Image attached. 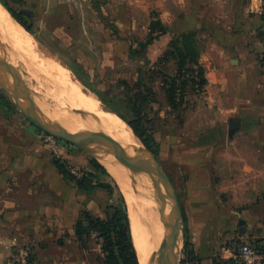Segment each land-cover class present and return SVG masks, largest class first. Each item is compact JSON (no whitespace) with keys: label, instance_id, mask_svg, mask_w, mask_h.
Here are the masks:
<instances>
[{"label":"crops","instance_id":"crops-1","mask_svg":"<svg viewBox=\"0 0 264 264\" xmlns=\"http://www.w3.org/2000/svg\"><path fill=\"white\" fill-rule=\"evenodd\" d=\"M2 1L33 33L84 29L100 20L99 0ZM103 1L102 13L117 28L131 23L136 29L134 12L152 13L143 26L146 36L152 20L161 21L166 32L151 44L160 56L183 33L196 34L208 78L200 142L174 154L187 173L183 214L200 264H233L238 243L264 244V0ZM32 204L0 196V264L19 242L30 245L35 264H71V256L59 254L65 234L61 212L55 204Z\"/></svg>","mask_w":264,"mask_h":264},{"label":"rangeland","instance_id":"rangeland-1","mask_svg":"<svg viewBox=\"0 0 264 264\" xmlns=\"http://www.w3.org/2000/svg\"><path fill=\"white\" fill-rule=\"evenodd\" d=\"M97 2L100 20L92 21L90 27L45 28L40 33L29 32L47 56L68 68L84 89L94 92L105 107L115 109L131 120L140 119L153 133L156 145L149 150L172 179L182 206L187 173L174 154L200 142L198 133L203 129L199 123L204 115L202 105L206 86L197 90L196 85H187L184 104L173 108L169 103L165 77L178 74L176 59L171 56L163 58L167 51L160 56L159 49H153L151 44L143 49L138 43L140 39L146 40L143 26L152 13L134 12L138 25L133 29L131 23H126L125 30L113 26L107 14L102 13L105 2ZM102 15L106 16L105 19ZM109 33L116 34V39L109 37ZM132 47L136 52L131 50ZM0 52L2 78L7 83H17L29 99L36 95L37 108L43 110L38 105L41 102L38 97L45 94L44 83L31 76L21 62L12 67L8 55ZM45 103L49 105L45 109H49L54 102L48 98ZM190 135L195 138L184 139ZM83 148L90 151V146ZM83 148L41 129L0 89V196L22 201L26 207H33L32 202L38 201L40 208L55 204L56 210L64 217L62 222H65V234L60 237L63 247L59 254L71 256V264H105L102 238L92 231L79 237L76 226L87 211L95 217H105L106 207L119 203L121 189L115 179L95 168L94 161L99 160ZM61 166L73 175L88 177L96 185L93 191L80 190L75 180L64 175ZM5 183L8 184L4 187ZM123 196L129 215L134 216ZM170 206L172 208L171 201ZM185 229L183 214L179 264H200L195 248L194 253L184 254Z\"/></svg>","mask_w":264,"mask_h":264},{"label":"bare ground","instance_id":"bare-ground-1","mask_svg":"<svg viewBox=\"0 0 264 264\" xmlns=\"http://www.w3.org/2000/svg\"><path fill=\"white\" fill-rule=\"evenodd\" d=\"M0 51H4L13 62V66H10L14 67L16 63L21 62L31 76L44 83L41 84L46 87L45 94L38 97L41 101L38 105L43 110L37 108L36 95L32 99L36 110L43 118L65 132L89 131L106 135L123 146V155L126 157L154 165L151 154L129 124L117 112L105 107L94 92L85 90L68 68L47 56L30 32L13 18L2 3H0ZM48 98L54 102L51 105L53 108L45 109L49 106L45 103L48 102ZM70 129L73 131H69ZM78 142L82 147L90 146L92 154L108 169L128 200L129 208L134 211L135 215H129V218L139 263L162 264L165 253L171 249L170 230L175 216L172 202V208L170 201L163 205L165 185L162 180L155 179L145 171L128 169L113 152L100 143L84 139ZM178 245L180 248V239ZM176 261L174 256L171 264H175Z\"/></svg>","mask_w":264,"mask_h":264},{"label":"trees","instance_id":"trees-1","mask_svg":"<svg viewBox=\"0 0 264 264\" xmlns=\"http://www.w3.org/2000/svg\"><path fill=\"white\" fill-rule=\"evenodd\" d=\"M5 6L6 4L0 0ZM12 16L23 25L22 19L15 11L9 9ZM26 28V29H25ZM26 31L31 29L25 27ZM166 32V27L159 20L153 19L149 28V34L146 40L139 41V46L143 49L152 44L160 34ZM131 50L136 52L132 47ZM138 52V51H137ZM138 54H143L138 52ZM171 56L176 59L178 74L175 76H166L165 81L169 96V103L173 108H178L184 104L187 85L199 84L200 87H205L207 84V77L205 71L201 67L202 47L196 38V34L192 32L183 33L175 38L171 43V49L167 51L163 58ZM193 76H190V75ZM187 75H189L187 77ZM153 93L152 90H149ZM180 95V97H178ZM118 113L129 126L133 129L137 137L149 148L156 145V138L153 133L141 122L140 119L131 120L119 111L112 109ZM157 153L158 151L155 150ZM94 166L99 171L107 174L112 180L114 179L107 171L104 165L99 161H94ZM64 175L70 179L75 180L77 187L85 192H92L96 185L91 183L87 177H78L73 175L64 166H61ZM117 186V184H116ZM119 189V188H118ZM119 203H111L106 207L105 217H95L90 212H85L83 218L76 226V233L79 237L85 233L95 232L99 238H102V251L104 254L105 264H140L138 254L134 246L131 223L127 203L121 191ZM189 230L185 229V246L184 254L189 255L194 253V245L189 239ZM254 246L260 251H264V244Z\"/></svg>","mask_w":264,"mask_h":264},{"label":"water","instance_id":"water-1","mask_svg":"<svg viewBox=\"0 0 264 264\" xmlns=\"http://www.w3.org/2000/svg\"><path fill=\"white\" fill-rule=\"evenodd\" d=\"M0 89L5 91L9 95V97L12 98L14 102H16L17 107L26 115V117H28L33 123L37 124L41 129H43L47 133L56 136L58 138L76 143L80 147L82 146L79 144L78 141L83 139L100 143L106 149L110 150L111 153L113 152L128 169L140 171V172L145 171L150 173L155 179L162 180V182L165 185V200L163 205H166L168 201H171L175 208V216L171 223V230H170L171 249L167 253H165V257L163 258L162 264H171V260L174 256L176 257L177 260L175 264H179L180 248L178 245V241L180 239V225L183 217L182 206L172 179L160 167L158 162L155 160L154 153L151 152L144 143L142 144L144 145L145 149L151 154L154 161V165H148L139 161H135L129 157H126L125 155H123L124 148L122 145L118 144L111 138L101 133L89 132V131L65 132L58 129L53 123H51L50 121L46 120L41 116V114L36 110L33 100L29 99L26 96V94L23 93V91L21 90V88L17 83H13V84L7 83V81L3 80L1 73H0ZM231 125L233 126L234 123H232ZM88 152L91 153L90 151ZM100 163L104 165L101 161ZM178 248L179 250L177 251Z\"/></svg>","mask_w":264,"mask_h":264},{"label":"built area","instance_id":"built-area-1","mask_svg":"<svg viewBox=\"0 0 264 264\" xmlns=\"http://www.w3.org/2000/svg\"><path fill=\"white\" fill-rule=\"evenodd\" d=\"M260 33L264 42V26ZM196 86L197 90H203L199 84ZM234 255L233 264H264V251H260L252 243H238ZM3 264H35L34 251L27 243H15Z\"/></svg>","mask_w":264,"mask_h":264}]
</instances>
